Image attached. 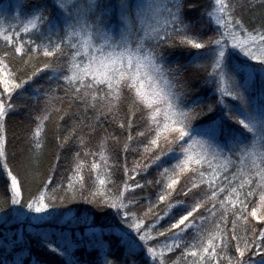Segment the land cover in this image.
Returning a JSON list of instances; mask_svg holds the SVG:
<instances>
[{
	"label": "snow or ice",
	"instance_id": "obj_1",
	"mask_svg": "<svg viewBox=\"0 0 264 264\" xmlns=\"http://www.w3.org/2000/svg\"><path fill=\"white\" fill-rule=\"evenodd\" d=\"M0 186V264H264V0H0Z\"/></svg>",
	"mask_w": 264,
	"mask_h": 264
},
{
	"label": "trees",
	"instance_id": "obj_2",
	"mask_svg": "<svg viewBox=\"0 0 264 264\" xmlns=\"http://www.w3.org/2000/svg\"><path fill=\"white\" fill-rule=\"evenodd\" d=\"M208 0H200L201 7L207 6ZM186 62V61H185ZM186 75L193 79L196 84L200 85V77L204 75L203 72H197L193 68H189ZM202 87V85H200ZM197 95H205L203 92H198ZM206 99L208 102H211L213 99L211 90L209 89L206 93ZM8 130H9V139L12 141V147L18 152L17 162H21L23 160L24 155L26 154L28 144L27 137L30 131V125L22 116H13L8 120ZM47 149L44 155L43 164L41 168V179L44 175L48 173L49 166L54 160V153L56 152V145L54 142L55 135V125H49L47 130ZM95 143V140H93ZM133 159L132 156H129V162ZM70 164V160L62 159L61 166L57 172V180H59L63 175H65L68 171V166ZM38 187V183L33 186V192L36 191ZM3 188L0 186V193H2ZM61 211L65 217L69 219V223L72 222L73 217H80L83 215H91L97 226H106L109 221L106 218V215L101 212H97L91 205H86L80 202L68 203L66 207L61 208ZM87 226L81 225L79 231L81 234L86 231ZM106 239H110L113 241V247L115 248L117 238L112 235L110 237H106ZM123 249H120L117 255L122 254ZM75 255L79 257L81 260H88L95 257L96 253H92L91 255H86L84 249H77ZM175 258V257H173ZM63 264L62 260L59 257H56L49 252H47L39 243V239H33L31 242V255L30 257L25 259V264Z\"/></svg>",
	"mask_w": 264,
	"mask_h": 264
}]
</instances>
